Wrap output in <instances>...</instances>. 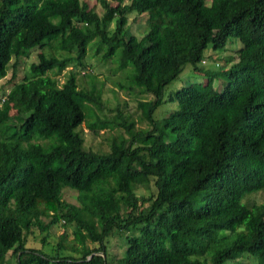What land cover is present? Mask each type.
I'll list each match as a JSON object with an SVG mask.
<instances>
[{"label":"trees","instance_id":"obj_1","mask_svg":"<svg viewBox=\"0 0 264 264\" xmlns=\"http://www.w3.org/2000/svg\"><path fill=\"white\" fill-rule=\"evenodd\" d=\"M98 2L101 12L87 0H0V79L11 66L13 82L0 98V264H264V201L248 199L264 190V0ZM131 13L147 17L142 35L129 32ZM230 38L241 43L237 62L202 66L206 47ZM35 48L29 74L15 80ZM118 51L116 67L133 71L118 86L150 96L138 100L145 127L119 107L99 118L90 106L107 108L100 92L79 88L81 72L95 77L85 72L91 57ZM187 63L211 82L165 93ZM222 74L230 80L215 88ZM167 102L178 107L156 119ZM85 122L94 135L123 133L94 150ZM54 225L62 232L49 243ZM37 233L41 247L28 246Z\"/></svg>","mask_w":264,"mask_h":264},{"label":"rangeland","instance_id":"obj_2","mask_svg":"<svg viewBox=\"0 0 264 264\" xmlns=\"http://www.w3.org/2000/svg\"><path fill=\"white\" fill-rule=\"evenodd\" d=\"M90 6L95 7L96 11L101 12V6L98 0H87ZM136 16L135 13L129 14V23L128 30L132 35H142L148 29V22L146 18H137L133 20ZM114 24L112 23L109 26V29L112 30ZM241 48V43L237 38H230L226 46L221 50L214 51L211 45H208L204 50V58L206 59L205 63H202L205 68H211L215 71H224L230 66H232L238 60V51ZM40 49L35 48L30 51L28 56L20 57L17 62V76L15 80H20L28 73L29 64L37 60V53ZM91 54V51L89 52ZM216 59V61H215ZM91 63H96V66L87 67L85 72H93L95 74L94 79H89L85 75H82V72L78 75V84L79 88L83 87L84 89H89L94 87L96 93L100 92L101 98L107 108L105 109H95L93 105L90 107L93 109V112L101 119H113L116 117V107H119L121 113L125 116L132 117L138 127H145L146 123L141 120V110L138 106V100H148L150 99L149 95L135 93V91H128L122 89L118 86L119 83H124L127 85V75L130 74V77L133 75V71L126 70L124 73L122 70L118 69L116 65L119 62V51L107 61H96L95 57H91ZM130 65H128L129 67ZM11 76V66L7 70V75L0 79V98H2L8 90L11 88L13 82H9ZM65 72H62L59 76V82L61 83L64 80ZM209 77L201 74L200 72H195L192 70L191 64L187 63L184 65L182 72L179 76L169 83L165 89V93L170 91H175L182 86L187 84H194L196 87H200L204 84L210 83L208 80ZM230 80L229 75L222 74L213 78V86L215 88H221L222 85L226 84ZM176 102H167L163 103L154 111V117L160 119L167 116L170 112L177 108ZM95 114L91 115L88 121H91ZM81 134L84 138V144L87 147H91L94 150L106 151L109 149L110 141L113 137L121 135L122 129H105L99 134L94 135L89 131V128L86 125V122L83 123L80 127ZM63 198L68 202L76 203V194L77 192L71 188L65 186L62 188ZM151 192V188L147 189L140 187L137 189V195L148 196ZM251 201L254 200L257 203L264 201V190L256 194H250L248 197ZM73 229V226L69 227V231ZM62 232V227L60 225H54L51 227L48 232L47 241L53 243L56 240L58 234ZM44 233H37L35 237H29L28 246L30 247H41V238ZM122 244V245H121ZM49 246L44 247V251H48ZM109 250L111 253L116 254L117 256L121 255L124 250L123 242L119 237L115 236L111 239L109 244ZM242 264H257V261L251 257H246L242 259Z\"/></svg>","mask_w":264,"mask_h":264},{"label":"water","instance_id":"obj_3","mask_svg":"<svg viewBox=\"0 0 264 264\" xmlns=\"http://www.w3.org/2000/svg\"><path fill=\"white\" fill-rule=\"evenodd\" d=\"M91 255H94V253H92ZM91 255H90V256H91ZM90 256H89L87 259H89V258H90Z\"/></svg>","mask_w":264,"mask_h":264}]
</instances>
